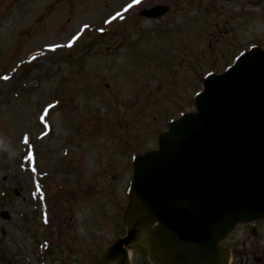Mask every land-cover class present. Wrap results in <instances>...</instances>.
Listing matches in <instances>:
<instances>
[{"label":"rangeland","instance_id":"rangeland-1","mask_svg":"<svg viewBox=\"0 0 264 264\" xmlns=\"http://www.w3.org/2000/svg\"><path fill=\"white\" fill-rule=\"evenodd\" d=\"M254 45L264 0H0V264H101L134 154ZM260 230L233 240L264 256Z\"/></svg>","mask_w":264,"mask_h":264},{"label":"water","instance_id":"water-1","mask_svg":"<svg viewBox=\"0 0 264 264\" xmlns=\"http://www.w3.org/2000/svg\"><path fill=\"white\" fill-rule=\"evenodd\" d=\"M195 106L170 124L157 151L135 160L127 236L103 264H129L124 247L153 264H226L220 241L238 222L264 216V51L254 47L208 76Z\"/></svg>","mask_w":264,"mask_h":264},{"label":"flooded vegetation","instance_id":"flooded-vegetation-1","mask_svg":"<svg viewBox=\"0 0 264 264\" xmlns=\"http://www.w3.org/2000/svg\"><path fill=\"white\" fill-rule=\"evenodd\" d=\"M242 230L244 231L243 240H246V239L250 240V226H242L239 231H242ZM242 234H243V232H242ZM227 242H230V244H234L235 243L237 246L239 244L246 243V241L244 243L243 242L239 243L237 240L231 239V237L228 239ZM246 259H248L247 264H250V250H249V254L246 256Z\"/></svg>","mask_w":264,"mask_h":264}]
</instances>
